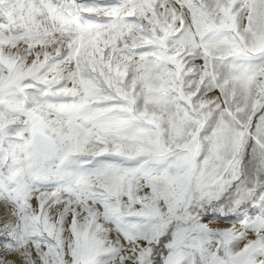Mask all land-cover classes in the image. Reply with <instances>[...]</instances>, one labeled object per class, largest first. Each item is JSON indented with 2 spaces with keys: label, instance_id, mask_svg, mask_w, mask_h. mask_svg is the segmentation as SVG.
I'll return each instance as SVG.
<instances>
[{
  "label": "snow or ice",
  "instance_id": "obj_1",
  "mask_svg": "<svg viewBox=\"0 0 264 264\" xmlns=\"http://www.w3.org/2000/svg\"><path fill=\"white\" fill-rule=\"evenodd\" d=\"M0 264H264V0H0Z\"/></svg>",
  "mask_w": 264,
  "mask_h": 264
}]
</instances>
